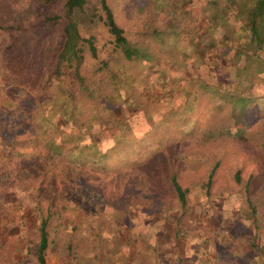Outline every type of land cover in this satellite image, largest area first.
Listing matches in <instances>:
<instances>
[{"label": "trees", "instance_id": "16d2710c", "mask_svg": "<svg viewBox=\"0 0 264 264\" xmlns=\"http://www.w3.org/2000/svg\"><path fill=\"white\" fill-rule=\"evenodd\" d=\"M130 2L146 17L142 38L125 35L109 0H0V234L11 263L31 254L45 264L57 248L96 263L101 225L131 239L136 223L171 214L175 240L190 236L180 227L189 194L210 187L237 197L229 225L242 216L251 229L228 240L264 262V96L240 89L264 85V0H204L202 21L188 0ZM91 8L109 37L102 47L76 19ZM172 163L194 182L167 171ZM26 215L31 242L18 231ZM228 223L203 231L205 249L221 245Z\"/></svg>", "mask_w": 264, "mask_h": 264}, {"label": "rangeland", "instance_id": "374dc122", "mask_svg": "<svg viewBox=\"0 0 264 264\" xmlns=\"http://www.w3.org/2000/svg\"><path fill=\"white\" fill-rule=\"evenodd\" d=\"M140 1V0H139ZM158 1V0H156ZM191 1L190 7L187 4H183V8L189 12L192 16L196 17V20H200L201 16L205 17L204 12V0H188ZM111 3V8L114 12L115 21L120 24L123 28L125 35L128 38H142L141 29L142 22L145 21V16L139 18L138 15H134L130 8V0H109ZM159 6H157L158 9ZM160 8V7H159ZM156 9V10H157ZM94 8L90 9L87 15L76 16V19L81 22V32L83 35L88 33H93L97 37L98 45L102 47L103 44H108V34L105 32V28L99 23L97 17L93 16L92 13ZM159 11V9H158ZM91 14V15H90ZM160 14V11L158 12ZM214 17V16H213ZM212 17V18H213ZM185 21L182 22V25ZM151 39V46L158 48L159 42L154 37ZM234 50L230 51L229 55L233 56ZM237 66H241L243 59L239 56L236 57ZM264 67V65H263ZM133 74L136 82L142 83L144 78V70L141 68H136L133 70ZM234 80L235 76H231ZM236 79V77H235ZM230 80V81H231ZM243 83L241 85V90H247V93H255L260 96H264V85L256 86L255 88H249ZM245 92V91H244ZM147 95V94H146ZM150 106V104H149ZM153 111L160 110V105L157 103H151ZM262 121L264 125V117L258 119ZM135 132L142 131L146 124L140 125V129L133 126ZM230 152V151H229ZM176 170L179 177L183 180L185 184L190 182L193 178V174L189 170L183 169L181 166H176V164H169L167 166V171ZM224 171L220 168L217 174H222ZM215 187H210L209 192L205 190L201 191L199 194L197 191L192 190L188 197L189 211L185 214L184 218L181 219V226L183 230L191 229V235H187L182 232L177 240L173 237V230L175 229L174 221L172 219V214L168 215L165 219L152 218L150 222L146 221L143 224L136 223L134 226L135 231L131 239L123 237L122 233L116 230L115 225L108 226L106 228L101 225L103 238L101 239L100 245L102 246V254L100 253L96 259V263L99 264H218L220 261L225 260L224 264H248L246 258H255L257 261L255 264H264L262 258H256L255 253L252 249L247 248L245 245L240 244L239 248L234 241L228 240L229 235H238L240 233L251 232V229L247 225V219L245 220L241 215V221L239 223H234L229 225L228 219L234 218L236 213L237 197L235 195H220L214 190ZM213 205V206H212ZM204 206L205 210L203 213L200 212V208ZM172 209L170 212H174L175 208L173 205L170 206ZM219 212V214H217ZM204 214V215H203ZM202 215V216H201ZM26 219L25 226L18 229L22 237L26 240H32L33 234L31 231V226L34 223L33 217ZM24 218V217H23ZM125 220H128L125 218ZM130 222V221H129ZM230 226L229 229L224 230L226 232L224 238L220 239L221 245H216L217 253L220 255H215V251L208 247L204 248V245L200 243L201 235L204 230L208 228L213 230H221L222 227L226 225ZM128 223L126 222L125 225ZM129 225V224H128ZM99 227V228H100ZM30 228V229H29ZM138 228V229H136ZM207 228V229H206ZM28 229V230H27ZM136 233L140 234L136 235ZM192 236V237H191ZM188 237H191L189 239ZM103 240V241H102ZM10 243V242H9ZM13 248L12 244H8L3 239L0 234V264H12L11 262L16 259L15 255H11L8 251ZM264 250V245L260 246ZM32 249V248H31ZM243 250V256L238 253L237 250ZM57 251L48 250L45 254V264H68L69 261L73 264L69 258L65 255L59 256V248ZM249 251V252H247ZM240 255H238V254ZM28 264H35L33 256L31 254L27 255ZM260 260V261H258ZM89 264H96L94 259L90 260ZM254 264V263H251Z\"/></svg>", "mask_w": 264, "mask_h": 264}]
</instances>
